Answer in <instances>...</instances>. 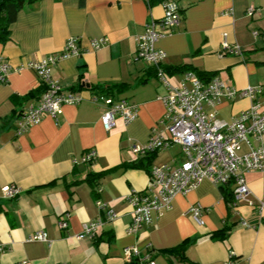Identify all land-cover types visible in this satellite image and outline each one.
Instances as JSON below:
<instances>
[{
  "label": "crops",
  "instance_id": "0c3cea01",
  "mask_svg": "<svg viewBox=\"0 0 264 264\" xmlns=\"http://www.w3.org/2000/svg\"><path fill=\"white\" fill-rule=\"evenodd\" d=\"M174 1L181 23L156 42L166 53L164 66L186 65L239 89L264 84V0ZM164 10L162 2L151 5L149 0H39L25 5L10 26V38L0 41V57L13 66L8 81L0 83V264H131L147 256L155 264H229L232 252L239 264H264V218L256 206L235 198L234 183L227 184L228 195L204 179L177 195L172 208L153 223L127 232L134 216L129 197L150 182L144 168L126 167L142 157L132 145L145 144L153 132L170 136L160 123L166 87L153 64L135 59L138 36ZM72 37L83 52L53 65L52 77L81 94L82 101L62 105L56 117L45 113L20 133L22 112L44 93L30 95L43 85L34 69L16 68L62 53ZM224 39L242 52L223 54ZM93 40L100 41L98 48ZM166 75L179 84L183 72ZM81 79L84 87L71 90ZM113 84L122 85L113 96L134 104L138 117L126 124L118 116L106 130L101 121L106 106L92 101L99 94L92 87ZM251 104L248 97L225 98L216 107L217 118L231 121ZM91 149L96 156L83 162ZM248 150L243 144L241 152ZM183 159L181 146L172 144L157 152L150 167L179 165ZM245 176L251 198L256 203L264 199V172ZM7 185L18 187L19 194L5 196ZM99 200L117 217L105 219L96 237L79 239L86 223L105 218ZM196 203L208 208L203 225L187 214ZM225 227V237L214 235ZM40 230L49 241L31 239ZM185 240L190 242L183 255L168 252ZM131 245L140 254L129 260L124 249Z\"/></svg>",
  "mask_w": 264,
  "mask_h": 264
},
{
  "label": "built area",
  "instance_id": "2783aa9c",
  "mask_svg": "<svg viewBox=\"0 0 264 264\" xmlns=\"http://www.w3.org/2000/svg\"><path fill=\"white\" fill-rule=\"evenodd\" d=\"M163 5L165 9L163 17L149 22L145 31L138 36L135 59L153 64L157 78L166 87V94L160 97L165 105V115L160 123L170 136L165 137L162 133L153 132L145 144H133L132 150L144 156L172 144H179L184 159L179 165L152 166L148 187L144 191L131 193L129 197L134 216L127 232L137 233L145 225L153 223L157 217L172 208L177 195L187 194L198 187L204 179H210L218 186L234 183L235 198L246 200L250 205L256 206L264 218V199L256 203L251 198L252 192L245 176L252 170L264 172V84L239 89L227 84L217 75L202 80L191 70L183 73L179 84L170 82L163 69L166 53L157 49L156 42L180 25L182 14L174 0L165 1ZM254 12L255 9L251 7L248 13L252 15ZM92 45L98 48L100 41L93 40ZM222 50L223 54L242 52L240 45H231L226 39L222 42ZM82 52L77 39L72 37L67 41L62 53L38 62L31 61L16 68L34 69L47 87L40 100L22 112L20 133L40 122L45 113L56 117L62 105L82 101L81 94L66 89L52 77L53 65L61 59L80 55ZM12 69L13 66L0 57V83L8 81ZM236 97L250 98L251 106L241 111L231 121L217 118V105L225 98ZM92 101L106 106L101 116L106 130L115 125L118 116L122 117L126 124H130L138 117L137 107L125 98L116 99L114 96L100 93L93 95ZM243 144L249 147L244 153L241 152ZM95 156L96 151L91 149L83 155L82 161L90 162ZM3 191L5 196L15 197L20 189L15 185H7ZM97 204L105 211V218L86 223L84 231L77 236L79 239L96 237L105 219L113 220L117 217L114 209L108 208L105 202L99 200ZM207 210L208 208L201 203H196L191 205L187 214L197 224L203 225V214ZM59 224L63 228L68 226L66 220L60 221ZM31 239L49 241L47 232L43 230L37 231ZM124 251L129 260L140 254L136 245L126 246ZM230 256L229 264H239L240 260L236 253L232 252ZM141 264H155V261L147 256L141 259Z\"/></svg>",
  "mask_w": 264,
  "mask_h": 264
},
{
  "label": "trees",
  "instance_id": "16d2710c",
  "mask_svg": "<svg viewBox=\"0 0 264 264\" xmlns=\"http://www.w3.org/2000/svg\"><path fill=\"white\" fill-rule=\"evenodd\" d=\"M39 0H0V41L6 42L9 38H10V26L13 22L16 21L17 16L19 14V12L25 7V5L27 4H32L35 3ZM168 0H149V3L151 5L153 4H157L160 2H165ZM181 10V9H180ZM163 69L164 71L167 72H186V71H194L202 80H208L211 77L215 76V74L212 75H207L204 72H200L197 71L195 69H193L192 67L183 65L180 67H173V68H168L166 66L163 65ZM156 70V68H155ZM156 75H157V71H156ZM120 84H113V85H107V86H103V85H97L94 86L92 88L95 89V91L97 93H103L105 95H111L113 96L116 92H119V90L121 89ZM84 87V85L82 84V79H81V83L77 84L75 86H73L71 88V90H78V89H82ZM47 87L45 84H43L41 87L33 90L30 95L31 96H37V95H41L46 91ZM159 150H155L153 152H150L144 156H142L139 160L129 163L126 165V167L129 168H144L146 171L149 172V174L151 173V163L153 162L157 152ZM97 177V176H95ZM228 186L226 185H221V188L223 191L227 192L228 195H230L231 193H229L228 191ZM227 230L228 228H223L219 231H217L216 233H214V235H217L219 237H225L227 234ZM190 240H185L181 245H179L178 247H174L168 250L169 253L171 254H175V255H183L184 250L186 249L187 245L189 244ZM131 264H141V262L138 259H133Z\"/></svg>",
  "mask_w": 264,
  "mask_h": 264
}]
</instances>
